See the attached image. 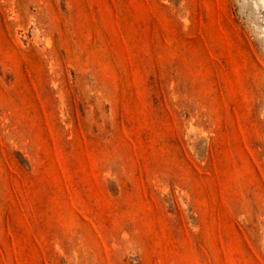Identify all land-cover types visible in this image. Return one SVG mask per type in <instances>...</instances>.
Here are the masks:
<instances>
[{
	"label": "rangeland",
	"instance_id": "1",
	"mask_svg": "<svg viewBox=\"0 0 264 264\" xmlns=\"http://www.w3.org/2000/svg\"><path fill=\"white\" fill-rule=\"evenodd\" d=\"M0 264H264V0H0Z\"/></svg>",
	"mask_w": 264,
	"mask_h": 264
}]
</instances>
